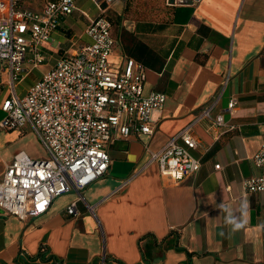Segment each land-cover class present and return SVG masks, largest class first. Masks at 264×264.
Masks as SVG:
<instances>
[{
    "label": "crops",
    "instance_id": "0c3cea01",
    "mask_svg": "<svg viewBox=\"0 0 264 264\" xmlns=\"http://www.w3.org/2000/svg\"><path fill=\"white\" fill-rule=\"evenodd\" d=\"M44 2L33 8L21 0L32 9ZM124 10V0L106 7L116 39L111 59L143 63L146 91L167 95L152 112L154 133L117 135L107 173L58 196L40 216L22 220L0 207V264H100L104 255L106 264H264V194L243 187L261 173L254 155L264 143V0L166 2L154 19L124 18ZM74 13L43 44L48 60L40 66L90 42ZM110 14L122 17L114 24ZM216 97L214 113L233 128L218 135L199 122V170L181 182L161 175L149 150L161 149ZM27 129L0 127V179L19 151L39 158L26 148ZM73 202L77 214H68Z\"/></svg>",
    "mask_w": 264,
    "mask_h": 264
},
{
    "label": "built area",
    "instance_id": "2783aa9c",
    "mask_svg": "<svg viewBox=\"0 0 264 264\" xmlns=\"http://www.w3.org/2000/svg\"><path fill=\"white\" fill-rule=\"evenodd\" d=\"M92 1L98 9L95 16L77 0H45L41 9L25 7L21 0H0V106L6 112L0 127L30 128L47 154L33 158L19 151L0 179V207L22 220L42 215L58 196L79 191L104 176L112 161L108 145L117 135L153 134L152 112L161 109L167 99L163 92L146 91L143 63L133 57L120 66L112 61L116 39L106 7L115 0ZM75 11L86 19L84 33L90 42L72 52L65 49L20 95V82L47 63L43 44ZM229 78H224L223 87ZM218 100L206 105L161 149L149 150L150 162L157 163L161 175L181 182L199 170L201 162L193 153L199 146L193 134L199 122L206 121L218 135L233 128L222 112L214 113ZM236 107L237 100L232 98L226 110L232 114ZM254 162L261 173L246 177L243 187L246 193L264 194V143ZM67 212L77 214L75 202ZM100 264H106L105 255Z\"/></svg>",
    "mask_w": 264,
    "mask_h": 264
},
{
    "label": "rangeland",
    "instance_id": "374dc122",
    "mask_svg": "<svg viewBox=\"0 0 264 264\" xmlns=\"http://www.w3.org/2000/svg\"><path fill=\"white\" fill-rule=\"evenodd\" d=\"M26 5H29L33 8H38L41 6L44 0H22ZM125 1V10L123 11V17L126 18H136L137 14L139 15L138 17H142L144 19H154L152 15L155 14L156 12H160L162 14V10L164 5L166 4L167 0H124ZM79 4L88 10L90 14L93 16L98 13V10L95 6V4L91 0H79ZM75 19L79 20L81 25L84 26V23H86V19L81 15L80 12H75ZM108 15V14H107ZM111 19L114 24H117L119 22V19L122 16H116L113 14H110ZM132 15V16H131ZM156 17V16H155ZM160 17V16H159ZM112 31V28H111ZM113 33V31H112ZM68 34L71 35V28L68 30ZM77 36L79 33H76ZM78 39V38H77ZM81 41H85L86 38L79 39ZM52 42V40H50ZM57 41L53 42V45H56ZM50 61L49 65L44 66H38L34 68L19 84L18 86V92L20 95L24 94L26 89L33 84L36 80H38L43 72H45L48 68H50L51 64H53ZM6 116V112L2 111L0 112V117L1 120ZM27 135L24 137V141L28 142V146L26 147L30 152L34 153L37 157L39 158H45L46 157V152L41 146L40 143H38L35 139V134L30 131V129H27ZM24 133V132H22ZM31 154V153H30Z\"/></svg>",
    "mask_w": 264,
    "mask_h": 264
},
{
    "label": "clouds",
    "instance_id": "9594fccd",
    "mask_svg": "<svg viewBox=\"0 0 264 264\" xmlns=\"http://www.w3.org/2000/svg\"><path fill=\"white\" fill-rule=\"evenodd\" d=\"M237 227H239V225H237Z\"/></svg>",
    "mask_w": 264,
    "mask_h": 264
}]
</instances>
